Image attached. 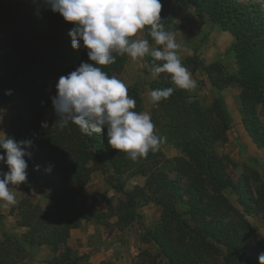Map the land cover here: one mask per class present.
I'll list each match as a JSON object with an SVG mask.
<instances>
[{
  "label": "trees",
  "instance_id": "16d2710c",
  "mask_svg": "<svg viewBox=\"0 0 264 264\" xmlns=\"http://www.w3.org/2000/svg\"><path fill=\"white\" fill-rule=\"evenodd\" d=\"M161 19L165 30L174 25V8L191 6L199 19H205L232 38L233 72L226 74L214 61L202 65L196 57L186 59L191 72L200 68L215 94L212 104L202 107L186 89L178 88L167 73L159 74L151 84L156 88L174 89L173 94L154 104L151 120L155 133L167 138L182 155L167 161L158 150L133 161L124 152L110 147L106 136L82 134L69 123L64 129L56 124L40 127L50 109L46 80L74 71L81 62H89L87 50L71 48L69 32L73 25L46 8L43 0H0V25L4 27L6 52L0 57V103L21 98L15 107L6 136L32 141L26 149L28 176L22 192L45 189L51 204L40 209L27 198L18 202V226L26 228L19 237L2 232L0 264H25L26 257L47 246L53 257L47 264H78L67 241L71 230L96 218L94 211L78 201L91 175L101 171L106 183L124 199L116 208L108 204L114 227L123 230L140 219L137 207L153 204L160 210L159 221L144 231L140 241L153 244L155 254L140 252V264H258L264 245L254 239V229L247 217L264 220V183L253 192L252 175L239 174L233 180L227 173V161L219 157L216 147L227 141L232 126L222 91L231 84L240 88L239 109L242 124L257 149L264 150V126L257 107L264 104V11L261 2L249 0H161ZM149 40L150 46L154 41ZM115 63L101 66L109 76L120 74L127 54H114ZM150 66L160 63L144 57ZM196 61L194 66H191ZM242 78V81L240 79ZM11 90V95L5 92ZM136 100L134 111L142 110L137 86L128 87ZM3 150H0V155ZM168 164L167 171L161 169ZM52 166L51 172L46 169ZM3 166V171L6 170ZM169 173L173 177H169ZM144 178L142 186L125 191V182ZM122 177H124L122 179ZM230 192L236 204L226 196ZM238 207H237V206ZM179 208L182 211H179ZM100 214L97 218L100 219ZM99 221V220H98ZM1 214H0V231ZM99 264H109L100 262Z\"/></svg>",
  "mask_w": 264,
  "mask_h": 264
},
{
  "label": "clouds",
  "instance_id": "9594fccd",
  "mask_svg": "<svg viewBox=\"0 0 264 264\" xmlns=\"http://www.w3.org/2000/svg\"><path fill=\"white\" fill-rule=\"evenodd\" d=\"M54 14H59L73 27L69 32L71 48L83 46L89 62H81L74 71L60 76L56 95L51 105L57 116L56 125L64 129L69 123L78 126L85 135L106 136L111 148L124 152L135 161L149 151L158 150L161 137L154 131L150 114L134 111L136 100L129 96L128 88L121 80L109 77L101 66L115 63V55L127 54L133 59L150 56L159 61L152 68L153 76L170 75L172 82L181 89H192L195 81L182 64L178 50L181 45L174 34L165 30L161 19V0H43ZM146 33L158 47H150L146 38H136ZM172 87L150 91V100L156 104L169 98ZM11 95V90L5 92ZM2 111V110H0ZM41 127L46 128L47 122ZM32 141H16L0 130V163L8 171H0V201L5 206L14 205L15 189L27 179L26 151ZM50 165L46 171L51 172ZM264 264V253L258 257Z\"/></svg>",
  "mask_w": 264,
  "mask_h": 264
},
{
  "label": "rangeland",
  "instance_id": "374dc122",
  "mask_svg": "<svg viewBox=\"0 0 264 264\" xmlns=\"http://www.w3.org/2000/svg\"><path fill=\"white\" fill-rule=\"evenodd\" d=\"M241 1L249 3V0ZM253 1L257 3L258 1L261 2V7L264 11V0ZM172 6L174 8V25L177 26V28L170 27L167 31L172 32L177 43L181 45L178 53L182 64L186 68L190 67L185 60L194 56L202 65H209L210 63L217 61L226 74H231L234 69L233 52L229 51L232 43L231 36L228 33L220 31L217 27L212 26L205 19H199L196 17L191 6ZM136 38H143V34H138ZM150 47L158 46L154 43ZM5 52L4 27L3 25H0V57L3 56ZM195 63L196 61H194L191 66H194ZM152 68L153 66H150L146 62L145 58L133 59L127 55V61L123 71L120 74L112 76L125 83L127 88L134 86L138 87L143 107L140 113H148L150 114V117L151 111L155 107L154 103L150 100L151 84L158 80L157 76H153ZM188 71L191 73V78L195 81V87L192 89H186L187 93L193 100H197L202 107L210 106L215 98V94L211 89L206 74L200 68H197L194 72H191L189 69ZM60 76L62 75L46 80V93L50 109L42 117L40 127L45 121L47 122V125L50 126L54 125L57 121V116L55 115L54 109L51 105V97L56 95V84ZM240 81H242V78ZM239 94L240 88L234 83L222 91V96L232 119V126L227 131V141L224 144L217 145L216 151L219 157L224 158L227 161V173L233 180H237L239 178V174L242 172L247 175H252L253 172L257 173V180L252 177L250 178L252 191L255 192L259 185L264 183V180H262L260 176L264 175V150L257 149L244 130L242 124L243 116L239 109ZM20 104L21 98H17L13 102L7 104L0 103V110H2L0 111V130H2L3 125L8 120L9 113L12 112L14 115L15 107ZM256 115L261 124L264 126V104L257 107ZM42 128L44 127H41V129ZM158 149L167 161L182 155L181 150L171 144L167 138L161 140ZM168 167V164H163L161 169L167 171ZM168 175L169 177H173L171 173ZM123 178L124 177H122V179ZM143 184L144 178L136 176L125 182L124 190L131 191L135 186H142ZM45 194L46 190L41 188L35 190L30 197L25 196L24 198H27L33 205H38L40 209H45L51 204L50 200L44 198ZM226 196H228L232 203L236 204V197L234 195L227 192ZM123 199L124 197L122 194L116 192L106 183V177L101 171L94 172L91 175L89 182L83 187L81 194L78 197V201L85 209L89 208L94 211L96 218L95 220L92 219L89 222H85L82 229L87 231L88 228H91L92 232L89 235L90 238L87 240L89 242L88 245L98 244V242L102 240V233L112 235L115 232L114 238L118 244V249L116 250L117 258L113 263L107 261L101 262H107L109 264H140L138 260L140 252L145 250L150 251L151 254H155L157 252L155 245L151 243H142L140 238L145 230L152 229L159 221L160 210L153 204L137 207L136 212L140 216V219L133 222L129 227L124 228L123 230H118L114 227L116 218L111 217L108 210V204L115 209L118 203ZM17 204L18 201L11 207L8 214H6V217L0 213L2 225V229L0 231L1 237L3 231L7 234L18 237L17 224L21 219L18 215ZM179 211H182V209L179 208ZM97 214L101 215L100 219L97 218ZM247 220L254 229V239L264 245V220L261 216L247 217ZM13 221L15 222V225ZM5 228L7 231H5ZM12 229L14 232L11 233ZM45 247L50 251L47 246ZM92 250L95 251V249ZM73 251L74 250H72V254L80 258L78 264H88L85 263L88 254L78 256V254H74ZM50 253L52 258L53 253L51 251ZM36 254L37 253L33 255ZM33 255L26 257L24 263H42V260H39L38 262L33 260Z\"/></svg>",
  "mask_w": 264,
  "mask_h": 264
},
{
  "label": "crops",
  "instance_id": "0c3cea01",
  "mask_svg": "<svg viewBox=\"0 0 264 264\" xmlns=\"http://www.w3.org/2000/svg\"><path fill=\"white\" fill-rule=\"evenodd\" d=\"M12 116H13V113L10 112L9 116H8V120L3 125L2 131L5 133V135L7 134V128H8V125H9V122H10ZM16 141H21V140L16 139ZM3 166H4V164L0 163V171H3V169H2ZM7 171H8V169L6 168V170L3 172H7ZM27 176H28V171H27ZM260 176H261L262 180H264V175H260ZM10 187H13L16 190L15 191V198H16V201H18V202L22 198H24L25 196L30 197L31 194L34 192V190H30L28 192L23 193L22 192V183L19 185H10ZM12 206L13 205L5 206V202L0 201V213L6 217V214H8V212ZM84 223L85 222H83V224L80 228L71 230L70 238L68 239V243H67L68 246L72 250H74L73 251L74 254H78V256H81L83 254H88V257L86 258L85 263L99 264L101 261H107V262L113 263L115 261V259L117 258V253H116L117 251L116 250L118 249V244L116 243V241H115L116 239L114 238L115 232L112 235H107L106 233L105 234L102 233L101 234L102 240L100 242H98V244L88 245L89 242L87 240H88V238H90L89 235L91 234L92 231H91V228H88L87 231L82 229L84 226ZM14 225H15V222H14ZM16 227H17V225H16ZM17 228H18V237L20 234H23L26 231V228H24V227L18 226ZM5 231H7L6 228H5ZM12 232H14L13 229L11 230V233ZM92 249H95V251ZM47 254H48V256H47ZM50 258H51V253L45 246H42L40 248V251L37 252V254L33 255V257H32V259L37 261V262L39 260L40 261L42 260V263H40V264H47V260H49ZM96 260H98V261H96ZM35 264H39V263H35Z\"/></svg>",
  "mask_w": 264,
  "mask_h": 264
}]
</instances>
